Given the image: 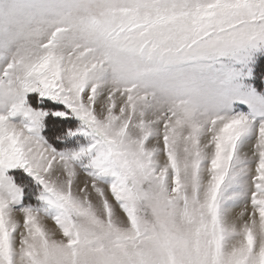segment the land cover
I'll use <instances>...</instances> for the list:
<instances>
[{"label":"snow or ice","instance_id":"1","mask_svg":"<svg viewBox=\"0 0 264 264\" xmlns=\"http://www.w3.org/2000/svg\"><path fill=\"white\" fill-rule=\"evenodd\" d=\"M0 264H264V0H0Z\"/></svg>","mask_w":264,"mask_h":264},{"label":"rangeland","instance_id":"2","mask_svg":"<svg viewBox=\"0 0 264 264\" xmlns=\"http://www.w3.org/2000/svg\"><path fill=\"white\" fill-rule=\"evenodd\" d=\"M237 211H238V209H237ZM50 224H51V222H49Z\"/></svg>","mask_w":264,"mask_h":264}]
</instances>
